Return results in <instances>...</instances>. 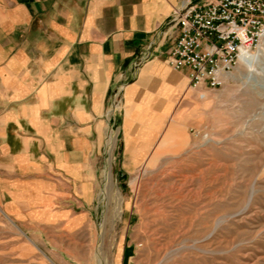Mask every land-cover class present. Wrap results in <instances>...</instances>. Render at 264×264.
Instances as JSON below:
<instances>
[{
  "label": "crops",
  "instance_id": "crops-1",
  "mask_svg": "<svg viewBox=\"0 0 264 264\" xmlns=\"http://www.w3.org/2000/svg\"><path fill=\"white\" fill-rule=\"evenodd\" d=\"M200 1L0 0V209L8 217L33 230L78 231L97 203L111 137L119 169L131 174L170 131L186 128L206 88L193 89L187 72L167 63L178 37L170 17Z\"/></svg>",
  "mask_w": 264,
  "mask_h": 264
},
{
  "label": "rangeland",
  "instance_id": "rangeland-1",
  "mask_svg": "<svg viewBox=\"0 0 264 264\" xmlns=\"http://www.w3.org/2000/svg\"><path fill=\"white\" fill-rule=\"evenodd\" d=\"M245 56L146 166L123 173L115 140L78 231L33 230L0 209V264H264V40Z\"/></svg>",
  "mask_w": 264,
  "mask_h": 264
},
{
  "label": "built area",
  "instance_id": "built-area-1",
  "mask_svg": "<svg viewBox=\"0 0 264 264\" xmlns=\"http://www.w3.org/2000/svg\"><path fill=\"white\" fill-rule=\"evenodd\" d=\"M178 37L167 63L186 71L193 89L223 88L242 57L264 38V0L185 2L170 17Z\"/></svg>",
  "mask_w": 264,
  "mask_h": 264
},
{
  "label": "bare ground",
  "instance_id": "bare-ground-1",
  "mask_svg": "<svg viewBox=\"0 0 264 264\" xmlns=\"http://www.w3.org/2000/svg\"><path fill=\"white\" fill-rule=\"evenodd\" d=\"M263 40H264V38H263ZM263 40H262V42H263ZM248 57L249 56H243L242 57V59H241V62H245L247 59H248ZM250 58V57H249ZM115 140H116V138H113V137H111L109 140H108V143L110 144V146H112L113 147V144H114V142H115ZM111 147V149H110V151H113V148ZM112 158V157H111ZM109 175H111V174H109ZM111 178H112V175H111Z\"/></svg>",
  "mask_w": 264,
  "mask_h": 264
}]
</instances>
